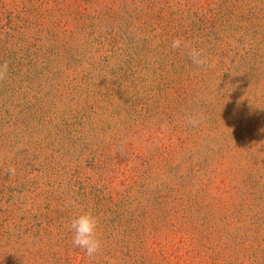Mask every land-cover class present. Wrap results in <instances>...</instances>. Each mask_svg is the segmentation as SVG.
Returning <instances> with one entry per match:
<instances>
[{"label": "trees", "instance_id": "1", "mask_svg": "<svg viewBox=\"0 0 264 264\" xmlns=\"http://www.w3.org/2000/svg\"><path fill=\"white\" fill-rule=\"evenodd\" d=\"M138 1L143 8L115 23L107 13L86 21L83 30L96 36L75 53H53L40 37L41 21L23 18L29 8L0 0V64L8 62L0 81V264H75L74 254L81 256L77 264H264V174L245 173L248 192L219 216L222 226L203 212L200 191L186 199L158 191L150 205L137 198L131 208L126 196L114 201L83 185L77 193L72 188L89 184L84 163L98 165L99 178L119 166L113 150L122 151L123 172L132 176L149 161L169 164L177 147L198 151L205 120L196 127L186 121L188 130L186 118L206 114L214 129L219 121L204 96L236 97L248 109L264 93V0H208L185 15L166 0ZM29 12L41 14L34 6ZM175 38L203 49L208 65L193 64L183 46L173 49ZM90 44L97 47L90 51ZM103 115L109 125L98 131L95 118ZM154 140L147 155L142 144ZM69 170L74 203L49 194L45 213L25 205L28 188H40L35 175ZM85 212L98 218L103 241L93 257L74 246L70 229ZM193 214H200L197 222ZM176 237L171 257L167 248Z\"/></svg>", "mask_w": 264, "mask_h": 264}, {"label": "rangeland", "instance_id": "2", "mask_svg": "<svg viewBox=\"0 0 264 264\" xmlns=\"http://www.w3.org/2000/svg\"><path fill=\"white\" fill-rule=\"evenodd\" d=\"M22 1L8 0L18 10H22V4H25L29 10L34 6L41 13L40 16H30L29 10L26 9L28 13L23 15V18L25 17L29 21H41L42 32L40 37L42 41L47 37L48 42L45 49H50L49 51L53 53H64L65 49L63 48L66 47H71L70 50L75 53L74 49L77 46H85L87 42H91L96 35H88L90 31L83 30V27L86 21H93L92 17L97 13H107L113 16L107 21L111 22L113 20L115 23L127 12L143 8V4L138 0H34L32 3ZM166 1L170 7L180 9L179 13L183 15L187 12H199L201 9L206 8L208 3V0ZM99 26L104 32H107L110 25L107 22H102ZM87 47L92 51L97 46L90 44ZM87 54L89 55V53ZM84 67L88 69L87 64ZM220 92L221 89H219ZM256 94L257 105L253 103L250 108L248 106V109H245L248 104L240 105L236 97H221L217 94L204 96L203 100L211 101V107L219 115V121L218 128L214 129V122L210 121L207 125V118L209 117L203 114V120H205L203 131L205 133L197 138L198 151L196 149L190 150V146L186 145L177 147L173 157V151L171 152L172 159L169 164L149 161L151 162L149 166L137 171L132 176L123 172L126 163L121 158L122 151L120 150L119 154L116 155L113 150V156L117 157L116 164H119V166L114 165L99 178V169H96L98 165L92 168L91 165L85 166L87 163H84L81 171L90 178L89 184L85 180L81 181L80 184L78 182L74 183L72 188L77 193V189H80L82 187L80 185H83L88 191L95 192L98 190V192L101 191L104 197H113L114 201L126 196L131 201L129 206L131 208H134L137 198L150 205L151 200L153 197L155 198V193L158 191L166 197L176 196L185 197V199L200 191L203 194V212L209 214L211 223L216 222L222 226L219 216L231 212L232 203H239L240 199L248 192L243 182L245 173L264 174V168L261 170L260 162L263 157H258L261 155L260 149L264 145V93L257 92ZM247 110L248 113H246ZM251 114L254 115L251 116ZM182 118L179 119L182 121ZM106 120L105 115L95 118L98 131H101V127L109 125ZM186 121L188 122V118L184 122V127L190 130L192 127H189ZM106 140H108V136H106ZM136 140L139 139L136 138ZM154 141L155 145H151V143L142 144L143 152L147 155L153 151L152 147L157 146V140ZM177 144L174 140L173 146ZM261 156H264V154ZM10 157H12V153H10ZM250 157L258 158L250 160ZM193 165L195 167L192 170ZM72 171H64L57 176L54 172L47 173L45 171H42V174L35 175L34 179L40 183V188L32 192L30 191L33 188H28L30 190L27 192V196L30 197V200H27L25 205L28 207L37 206L35 209L38 212L45 213V200L48 199L49 194L52 195L51 198H62L63 196V199L71 202L69 197L72 196L70 194L72 185L69 184V174ZM150 175L151 178L145 179L146 176ZM129 176H132V179ZM31 177H33V174ZM36 193L39 195L33 197ZM208 197L214 198L209 199ZM34 199H38V201L32 204L30 201ZM57 203H52L49 208L57 209ZM189 217L192 221L195 219L197 222L200 214H193ZM179 245V238H174L167 248L171 257L175 255L174 248ZM74 257L77 260L75 264H77L81 256L74 254Z\"/></svg>", "mask_w": 264, "mask_h": 264}, {"label": "clouds", "instance_id": "3", "mask_svg": "<svg viewBox=\"0 0 264 264\" xmlns=\"http://www.w3.org/2000/svg\"><path fill=\"white\" fill-rule=\"evenodd\" d=\"M183 48L187 51V55L192 60L193 64L198 67H206L209 58L204 54L203 49L192 47L188 42L183 41L182 38H175L171 43L173 49ZM8 62L0 64V81L7 78ZM203 120L202 113H195L188 117V124L192 127L198 126ZM14 173V169H9ZM74 203V202H70ZM98 218L91 212H85L71 221L70 229L73 231V244L76 247L82 248L85 254L93 257L98 254L103 247V241L98 234Z\"/></svg>", "mask_w": 264, "mask_h": 264}]
</instances>
